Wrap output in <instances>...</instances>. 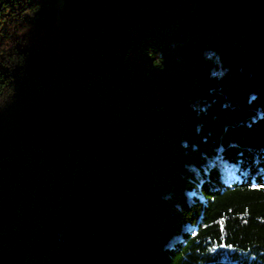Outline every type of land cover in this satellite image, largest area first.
<instances>
[{
    "label": "trees",
    "instance_id": "1",
    "mask_svg": "<svg viewBox=\"0 0 264 264\" xmlns=\"http://www.w3.org/2000/svg\"><path fill=\"white\" fill-rule=\"evenodd\" d=\"M0 264H264V0H0Z\"/></svg>",
    "mask_w": 264,
    "mask_h": 264
}]
</instances>
